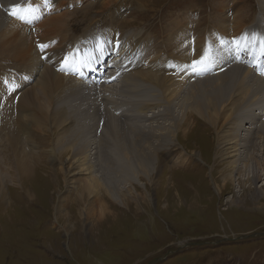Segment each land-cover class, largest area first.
Instances as JSON below:
<instances>
[{
    "label": "rangeland",
    "instance_id": "374dc122",
    "mask_svg": "<svg viewBox=\"0 0 264 264\" xmlns=\"http://www.w3.org/2000/svg\"><path fill=\"white\" fill-rule=\"evenodd\" d=\"M18 1L0 0V15L4 16V20H2L3 25L5 24L4 29L8 22L13 21L7 18L8 6ZM21 1L23 3L24 0ZM102 1L65 0L66 5L63 6V9H58L59 11L56 13L55 9L51 11L55 17L69 12L67 17L62 16L64 20L60 25H57L56 20L51 22L52 19L48 18L50 12L45 14L39 10L38 16L33 22V28L37 29L36 35L31 34L28 26H25L24 30L28 36H34L35 39V37L43 38L47 34L46 30L52 29L51 38H53L54 44L48 50L50 51L48 56L52 59L48 60V56H45V62L41 60V64L49 66L50 62L54 63V60L60 55V47L65 42L73 40L76 47L80 46L91 33L97 34L96 40L92 42V45L95 46L98 39L102 43H107L108 32L118 36L123 35L128 39L131 37V40L135 37L129 36L132 35L130 33L139 32L137 35L139 48L129 53L130 60L125 57L123 63L120 61L117 65L112 64L113 60L111 59L114 57V53L111 50L107 57L109 60L107 66L111 72L119 74L114 77L113 82L105 86L97 84L99 89H94L92 86L93 90L87 92L85 90L87 87H80L81 84L74 83L70 87L71 90H65V92H72L71 95L65 94L63 97L57 95L51 102L53 107L45 111H38L37 114L36 110L32 109L35 107L33 102L32 106H27L28 110H22L25 117L18 128L15 125L12 127V124L8 123L4 117H8V114L10 115L16 110L19 111L18 96H27L25 95L27 91H35L40 87V84H43L40 82V77L43 74H40L39 71L43 70L44 66L41 65L39 71L34 74L27 75L26 71L20 72V69H13L15 65L24 69L25 65L20 59V63L15 59H10L14 57L12 52L9 57H5L7 53L2 55L0 52V78L7 75L12 80L15 79L10 85L12 87L8 88L9 94L12 95V102H4L5 104L10 103L5 105L7 108L12 104L11 112L9 110V113L0 114L2 122H0V174L2 171L3 174L6 173L7 166L12 170L13 168L17 169L16 164L8 162L5 158L9 142L17 143L18 146L15 145V147L24 152L30 161V165H28L30 179L29 175L22 176L16 170L17 180L10 182V179L5 178V186H0V264H264V93L260 95L261 101H263L262 106L256 108L254 107L256 104H251L254 97L250 92L244 90L239 84H231L227 80L216 101V110L213 112L215 115L218 117L224 114L232 117L241 115L238 118L241 123L238 122L237 126L238 131L241 130L240 135L245 137L250 133L253 136L251 145L254 146L252 150L256 156L252 161L247 159L239 161L237 165L240 167L238 169L240 171L232 167L226 169L227 162L225 161L227 160H220L218 145L221 141L217 136L219 131H217V127L221 128L220 121L216 124L214 131L206 123L203 124L199 118L194 117L189 122L190 126L185 129L187 126L182 125L174 141L170 142L169 139L163 137L164 130H159L156 124L149 125V122L154 119L151 115L162 108L145 111L146 113H143L142 116L146 117V120L144 119L143 123H140V126L144 125V128L137 131L148 133V127L153 128L156 135L163 139L151 140V147L165 146L156 154L149 148L155 161L151 165L150 171H147V176L135 171L137 170L134 165L135 161L126 162V173H122L118 166L117 172H111L107 168L105 170L104 163L105 159L107 160L105 153L107 151L106 145L103 146L109 142V138H107L108 140L105 138L106 133H110L103 121L107 109L109 108V111L111 109V112L117 107L129 112L135 108L138 109L136 106L131 108L128 106L136 103L132 94L118 91L116 86L122 85L120 80H128L130 74L139 69L138 66L150 69L151 60L148 59L146 62L147 58L153 60L157 57L162 64L167 59L176 61V65H179L184 59L189 60L190 58L191 60L188 62H192L195 61L196 56L198 58L204 55L200 52V48L195 46L197 41L204 38L212 41L213 39L208 35L211 29L224 33V26L221 27L223 24L219 21L221 15L219 13L216 15L218 5L224 9L222 14L227 18L225 25L229 26V22L236 15L240 17V28L242 27L241 30L244 33L240 38L241 48L239 47V50L234 52L224 43H221V46L224 47L223 50L210 46L209 49L217 65L206 60L208 64L205 71H191L183 84L184 88L188 87L187 91L199 90V88H203L205 82L210 81L220 85L222 81L208 78H213L216 74H222L227 69L235 67L253 71L250 84H259L258 79L264 80V56L260 55V41L264 40V27L259 28L258 23L262 19L261 4L264 6V0H126L124 6L117 10L115 8L118 3L115 0H110L106 7H103ZM139 2L140 4L145 3L146 9L144 8L143 13L137 9ZM35 9L37 10V8ZM180 21L186 25L187 29L176 30L177 25L180 26ZM3 28L0 29V32H4ZM250 28L256 30H254V34L252 33L255 35L252 45L247 42V39L252 36ZM232 32L234 33V31ZM225 35H227L225 39L231 38V34ZM199 36H202L201 39ZM7 38L8 36H5L0 40V46L1 43L8 40ZM47 42L48 40L43 41V43ZM237 45H239V40ZM143 49L151 50L153 53L146 52L147 57L142 59ZM246 52H253L254 55L247 58ZM187 54L194 56L187 59L185 57ZM235 54L236 56H234ZM94 57L98 56L94 54ZM133 59L134 61H132ZM164 68V66H160L156 69L161 71ZM171 72L174 73L175 70L171 69ZM104 78L103 74L99 81L101 82ZM196 82L197 87H191ZM86 86L91 87L90 85ZM206 86L211 87L210 84H206ZM138 88L141 89V87ZM107 89L108 92H104ZM145 90H149V88ZM143 92L146 91L142 89L140 93L143 94ZM73 94L75 95L72 96ZM73 97L78 104L80 101L83 104L81 110H86L87 101H90L88 105L103 112V115L99 112V115L103 117L97 124H94L97 126L95 132L93 133L94 128L90 129L91 137L89 138L90 143H88L92 144L89 147L92 146L91 149L95 152L92 157L90 155L88 158L90 163L95 166L96 171L103 177L111 196L104 190L98 192L99 203H104L107 212L100 218L96 216L92 220L87 219L83 212L86 210V204L92 202L95 206V199L85 196L84 203L80 204V212L74 210L76 206L74 204L79 203L78 195L80 194L78 192L82 191L80 189L82 182L77 181L76 177L73 181L76 172H71L67 176L64 175L68 180V183H65L63 175L53 172V168H57L58 164L53 163L52 159L48 157L51 150L55 161H58L56 155L58 151L55 146L57 147L58 139L67 134H69V138H72L71 140L77 139L78 144L83 143L84 130L79 126L78 128L77 124L89 121V117H83L76 123L74 122L68 132H63L61 124L52 118L55 113H58L57 111L61 107L59 104L66 103ZM61 99H63L61 103L55 104ZM198 99L204 100L203 95ZM176 102H181V105L176 106L180 114H195L191 103L186 100L181 91L177 94ZM224 106L227 108L226 111H223ZM249 106L252 109L249 110ZM118 111L120 112L121 109ZM65 113L71 119L82 115H78L76 112L71 113L68 109L65 110ZM115 114V117H119V113ZM36 117L39 120L38 125L31 123ZM125 117L124 115L123 119L127 123L128 117ZM159 122L162 124L159 126L163 128H173L169 122L165 123L163 120ZM92 124L93 120L89 122L91 128ZM39 125L42 126L43 133L37 130ZM98 127L100 128L98 129ZM74 132L76 133L74 134ZM260 133L262 136L259 135ZM101 137L102 144L99 141ZM130 139L126 138V146ZM109 144L112 149L111 144L113 143ZM126 146L122 148L123 153H126ZM166 147L170 149L166 150ZM41 150L47 152V157L44 160L40 161V157L43 156H40V153L36 155L37 162L29 156L33 151L40 152ZM23 156L21 152H16L15 157L13 156L14 162L21 160ZM183 157H186L188 161L182 162ZM68 160L69 155L67 154L60 158L62 164H66ZM253 164L256 167H252ZM40 165L42 166L39 167ZM66 167L68 168V165ZM99 167H104V170ZM119 195L123 199L122 203L118 198ZM96 218L98 219L96 220Z\"/></svg>",
    "mask_w": 264,
    "mask_h": 264
},
{
    "label": "bare ground",
    "instance_id": "6f19581e",
    "mask_svg": "<svg viewBox=\"0 0 264 264\" xmlns=\"http://www.w3.org/2000/svg\"><path fill=\"white\" fill-rule=\"evenodd\" d=\"M1 1H3V0H1ZM37 1L40 3V5H39V7H36L37 10L35 11L34 17H32L30 19V22L24 23V25H21L15 21H12L10 23L8 22V25L4 29L3 27L5 24L3 25V22H2V20H4V16L0 15V29H2V28L4 29V32H0V40L3 37L8 36V38H7L8 40L4 43H1L2 45L0 46V52H2V55L7 53L5 57H9L10 53L12 52L14 54V57L10 58V59H15V61L17 60L19 63H20V61H19V59H20L23 62L22 64L25 65L24 69H22V67H20L19 65H15L13 67V69H15V68H17L15 70L20 69L21 70L20 72L26 71V72H28L27 75H30V74H34V72H36V71H39V68L41 65H43L45 67V68L43 67V70L41 69V71H39L40 74H43L40 77V82L43 84H40V87L35 91L34 90L33 91L30 90L31 92L27 91V93L25 94L27 96H22V95L18 96L19 101L17 103H18L19 111L18 110L14 111L15 112L14 116H13V113H14L13 112L10 115L8 114L7 115L8 117H4L8 121V123L12 124V127L15 125V126H17V128H18V125L20 124V122L23 121V119L25 117L24 112L22 113V110L23 109H25V111L28 110L29 108L27 106H29V107L32 106L33 102L35 104V107H33L32 109L36 110V114H37V113H39L38 111H41V110L45 111V110H48V108L53 107L51 105V102H52V100H54V98L57 95H58V97H60V96L63 97V96H65V94L71 95L72 92H65V90H71L70 87L74 83L76 85L81 84V86L83 84L90 85L91 87L94 86V89L98 88L99 86L97 84L101 83L99 80L101 79L102 75L104 74V73L98 74V73H100L98 70L100 68H103V67L105 68V64L109 62V60H107V56H105V55L104 56L106 59H100L99 58L100 60H98V57H94V55H92L90 59L83 57L82 62L84 64V68L80 67L76 57L73 55V52L75 50V48H73V47H76V43L73 40H69L68 42H65L60 47V49H59L60 55L57 59L54 60V63L50 62L49 66H46V64L45 65L41 64L42 62L39 59L40 56H39V54L35 48L34 42H35V40H37L38 42H42V43L45 40H48V42L54 41L53 38H51L52 29L48 28L46 30L47 34L44 35L43 38L35 37V39H34L33 38L34 36H28L25 33V30H24L25 26H28V28L34 27L33 22H34L35 18L38 16L37 13H39V10H42L45 14L50 12V15L48 18L52 19L51 20L52 23L56 20L57 25H60L62 23V21L64 20V18L62 16L67 17V14H69V12H66L64 14L62 13L60 16H57V17H55L54 14L51 13L52 9H55V13L59 11L58 9H63V6L66 5L65 0H48L47 4L44 2V0H37ZM109 1L110 0H103L101 2L103 7H106V5L109 3ZM115 1L118 3L117 7L115 8L116 10L121 6L123 7L125 2H126V0H115ZM144 1H149V0H144ZM69 2H72V1H69ZM60 5H61V7H60ZM144 5H145L144 2H143V4L142 3L140 4V2H139V5L137 6V9L142 11L141 13L144 12V8H145ZM261 6H262L261 10H262L263 14L261 13L262 19H260L258 21L259 28L264 27V6L262 4H261ZM47 7L48 8L50 7L49 11L47 10ZM120 10H121V8H120ZM222 10H224V9H222V7L220 5H218L216 15H218V13L221 15L219 21H221L223 24V25H221V27L224 26V30H223L224 33L221 31H220L221 33H219L218 30H214V29L212 31V29H211V32H208V35H210L211 39H213L212 41L205 40L206 38L201 39L202 36L201 37L199 36L201 40L197 41V43L195 44L196 47L200 48V52L202 54L207 53L208 58L205 57V58H207V59H205V61L210 60V62L214 63V65H217V63L213 59L212 52L210 51L209 47L210 46L216 47L218 49L223 50L224 47L221 46V43H224L225 45L227 44L231 49H233L234 52H237L239 50V47H240L241 35L244 34L243 30H241L242 27L240 28V25H241L240 17H238V15H236L235 18L231 22H229V26L225 25L227 23V18L224 14H222ZM225 11H223V12H225ZM46 21H48V20H46ZM5 23H7V21H5ZM185 23H186V21H185ZM258 23H257V25H258ZM51 24H49V25H51ZM43 25H45V24L43 23ZM230 25H232L231 26L232 28L230 27ZM185 26L186 25L183 22L181 23V21H180V26L177 25L176 30L178 31L180 29H184V28H186ZM47 27H49V26H47ZM231 29H232V31H234V33L231 31ZM250 29H251L250 34L251 35H252V33L254 34L255 28H250ZM220 30H222V29H220ZM29 31H30V29H29ZM228 33L231 34L230 35L231 38L225 39V37L227 38V35H225V34H228ZM130 34H132V35H129V36H133L135 38L131 40V37L128 39V37H124L123 35L118 36L114 33L108 32V40H109V43L111 44V46L113 47V53H114V57L111 59V60H113V62H112L113 65H115V64L117 65V63H119L121 61V59L119 61H118V59L121 58L122 52L126 53V54L123 53L124 55L129 56V53L131 51L133 52V50H136L139 48L137 46V43H139V40L137 38V35L139 34V32L138 33H130ZM217 34L220 36H218ZM58 35H60V34H58ZM252 36H255V35H252ZM148 39H149V37H148ZM208 39H210V38H208ZM250 39H252L251 41H253V37L252 38L250 37ZM238 40H239V47H237ZM122 41H124V42H122ZM127 41H129V42H127ZM143 41H145V40H143ZM258 41H259V39H258ZM120 43H121V45H120ZM82 44H83V42H82ZM82 44H80V45H82ZM118 46H120L119 50H118ZM148 51L150 53H153V51H151V50H148ZM186 51H187V49H186ZM156 52H158V51H156ZM49 53H50V51H47L45 56H48ZM218 54H219V52H218ZM230 54H231V52H230ZM156 55H157V53H156ZM190 56H194V55H190ZM190 56H188V54L185 55V57H187V59ZM202 56H204V55H202ZM234 56H236V54ZM201 57L197 58V56H196L195 57L196 59L195 58H193V59H195V61H199L201 59ZM222 57H224L223 54H222ZM132 58H133V56H132ZM51 59L52 58L48 56V60H51ZM148 59L151 60V62H150L151 68L150 69L149 68L147 69L146 67H144V68L138 67L139 69L134 70L133 73L130 74V78L128 80H120L122 85L116 86V87H118V91L121 90L124 94L130 93L133 95V97H135L134 100L136 101V103L129 104L128 106H129V108H131L132 106H136V107H138V109L135 108L133 111L129 112V111L123 110L122 108L116 106L117 108H115V110L113 112H111V109L109 111V108H108L106 116L103 117V116L99 115L100 111H98V109H95L94 106L88 105L90 101H87L88 104H87L86 110L80 109L83 106V104L80 103L81 101L78 104V102H76L74 100V97H73V99L69 100L66 103H64V102L61 103V101L63 99L58 100L55 103V104L61 103V104H59L61 107L59 108L60 112L57 111L58 113H55V115L52 114V115H54L52 118H53V120L57 121L58 124H61V130L63 132H68L70 130V127H72V125H74V122L76 123L78 120L82 119L83 117H86V118L89 117L90 118L89 121H84L80 124H77V127L79 126L80 128H82L84 130V132H83L84 133V136H83L84 140H83L82 144H78L76 141L77 139L71 140L72 138H69V134H67L65 137H62L63 139L59 138L57 147L55 146V149H57V151H58V154H56L58 157L57 158L58 161L57 162L55 161L56 159L53 157L51 150H50V155L48 156L52 159L53 163L55 162L58 164L57 168H53V172L55 174L60 173L63 176L64 175L67 176L71 172H76V173H74L73 181L75 180V177H76L77 181L82 182V187L80 188L82 191L78 192L80 194V195H78L80 197V199L78 200L79 203L74 204V205H76L74 210L79 211L80 204L84 203V197L85 196L95 199L94 200L95 206H93L94 204L92 202L90 204H86V210H84L83 215L85 217H87V219L92 220V219H95L96 216L100 218L101 216L105 215L107 212V208L104 205V203H102V202H101V204L99 203L98 192H100L101 190H104V192L106 194H108L109 193L108 192V186L104 183L103 177L100 175V173H98L96 171L95 166H93L92 163H90V160L88 158V157H90V155L92 157V155L95 152V151L93 152V149H91L92 146L89 147L90 145H92V144H89L90 143L89 138L91 137L90 136V134H91L90 129L94 128V131H93V133H94L96 130V127H97V126H94V124H97L100 121V118H102V117L104 118L103 121H105L104 125L106 124L105 125L106 129H108L110 132L109 134L106 133V136L104 135L106 139L109 138V140L107 139L109 142H106L103 145V146L106 145V151H107L105 153V157H107V160L104 158L105 163L104 162L103 163L105 164V170L107 168V170H109L111 172L112 171L117 172V170H118L117 166H118L121 168L122 173H126V171H127L126 162H130V161L134 162L135 161L134 165H135V168H137V170H135V171L137 173L140 172L143 176H147V171H150V167L153 164V162L155 161V159L152 158L153 156H151L153 154H150L151 152H149V150H150L149 148H151V150L154 151V154H156L157 151H160V149L163 150L162 147H165V146L162 145V146L151 147V145H152L150 143L151 140L154 141V139L162 138V137L156 135L155 130L153 128L148 127V133H144L142 131L137 132V131L144 128L143 127L144 125L140 126V123H143L144 119L146 120V117L142 116L146 113L145 111L148 112V111H152L153 109H157V108H162V109L158 110V112H154L151 115V117H154V119H152V121L149 122L150 123L149 125L156 124V126H158L157 128L159 130H164L165 134L163 137L166 139H169L170 142L174 141V138H176V135L178 134V130L180 131V127L182 125H184V127L187 126L185 128V129H187L190 126V124H189L190 120H192L194 117H196V118H199L203 122V124L206 123V125L213 128L214 131H215L216 124H218L219 121L221 122V125H220L221 128L219 129V126L217 127L218 128L217 131L219 130L217 132L218 140L221 141V143L218 145V149H219L220 160H227V161H225V162H227L226 163L227 167H225L226 169L228 167H232V168H236V170H238L240 168L237 165V163H239V161L245 160V159L252 161L253 157L256 156L254 153V150H252L254 146L251 145V141H252L253 136H251V134L248 133L247 134L248 136L243 137L244 135L243 136L240 135L241 130L238 131V128H237V126L239 124L238 122L241 123V121H239L238 118L241 115H236V116L232 117V116H226L224 114V115L218 117V115H215L213 112H215V110H216V101H217V99L221 93L223 85L225 84V82L227 80H229V82L231 84H233V83L239 84L244 90H246L247 92H250L254 97L251 100V104L252 105L256 104L254 106L256 108L258 106L260 107V105L263 103V101H261L260 95L262 93H264V80L258 79L259 84H250L251 80H252L251 74L253 71L251 72V70H249V69L243 70V68H241V67H235V68H232L230 70L227 69V71H225L222 74H216V76L213 78H208V79H217V80L222 81L220 85H217L214 81H210V82H205L202 89H200V88H199V90L198 89H195V90L191 89V91L190 90L187 91L186 89L188 87L185 89L183 84L186 81V79L188 78V75L191 73V71L204 72L205 71L204 63L195 66V68L197 70L203 69L202 71H197V70H194V66H193L194 60L192 62H188L189 60H191L190 58H189V60L184 59L179 65H176V64L174 65L173 63H171L167 59L162 64L161 60L157 59V57H156V59H153V60L151 58H147L146 62L148 61ZM132 61H134V59ZM121 63H123V61H121ZM144 65H145V63H144ZM160 66L161 67L164 66L165 67L164 70L160 71V70L156 69ZM171 69L175 70V72L174 73L171 72ZM92 75H93V77H91ZM75 76H77V77H75ZM111 76L112 75H105V78H106L105 79L106 80L105 85L113 82V81H110L107 79L108 77H111ZM3 77L4 78H0L1 79V81H0V114L1 115L5 114V112L9 113V110L11 112L12 104H11V106H8V108H7L5 105H9L10 103H8V104H5V103H7L8 101H11L12 95H10L11 93L9 94L8 88L12 84V82L15 81V79L12 80L7 75H5ZM206 84H210L211 87L206 86ZM14 85H15V83H14ZM196 85H197V82L193 83L191 85V87H194ZM10 87H12V86H10ZM107 87H109V86H107ZM138 87H141V89H139ZM147 88H149L150 91L145 90ZM108 89L105 90L104 92H108ZM142 89L144 91H146L145 93L143 92V94L140 93ZM151 89H152V91H151ZM180 91L186 97V100L191 103V107L193 108V112L195 113L194 115H184V114H180V112L178 111V108L176 106L181 105V102H176V99H177V94ZM77 92H79V91H77ZM74 95L75 94H73L72 96H74ZM88 95H90V94H88ZM201 95H203L204 100L198 99L199 96H201ZM84 98H87V97H84ZM92 105H94V104H92ZM248 108H249V110L252 109V107H250V106ZM67 109L71 113L76 112V114H78V115L82 114V115L80 117L78 116V118L71 119L70 116H67V113H65V110H67ZM118 109H121V111L119 112ZM226 110H227V108L224 106L223 111H226ZM115 111L117 113H119V117H117V116L115 117V115H116ZM100 113H102V115H103L102 111ZM178 113H179V115H178ZM219 113H221V112H219ZM250 114H252V113L250 112ZM11 115H12V118H11ZM124 115L126 117H128L127 123H125L126 120L123 119ZM75 117H76V115H75ZM86 118H84V119H86ZM251 119H253V118H251ZM92 120H93V124H92V128H91V126H89V122H91ZM160 120L165 121V123L169 122L170 125H173V128L172 129L170 127L163 128L162 126H159V125H162V124H159ZM38 121H39L38 117H36L31 121V123L36 125ZM225 124H227V125H225ZM261 127H263V126H261ZM41 128H42V126L39 125L37 127V130L38 131L40 130V132L43 133L41 131ZM99 128L100 127H98V129ZM150 130L153 132L150 133L149 132ZM75 133L76 132H74V134ZM103 133L105 134V132H103ZM259 135L262 136V133H260ZM259 135H258V137H260ZM102 137H101V139H99V141L100 140L103 141ZM79 138H80V135H79ZM126 138H131L130 141L128 142L127 146H126ZM32 140H33V137H32ZM7 141L9 142V140H7ZM79 142H81V140ZM110 142L113 143V144H111L112 149L110 148V144H109ZM100 143L102 144L101 141H100ZM159 143H160V141H159ZM15 145H17V143L13 144L12 142H9V144L7 146L9 149H8L7 155H5L6 156L5 158H7L8 162H10L12 164H16L17 169L13 168V170H12L10 167L7 166L6 173L4 172V174H3V171H2L0 174V186H5V183H6L5 178L10 179V182H11V180H12V182L16 181L17 180L16 173H15L16 170L22 176L30 174L29 173V166H28V165H30V161L25 156V153L22 151H19L15 147ZM13 146H14V148H13ZM125 146H126V153H123L122 148ZM100 147H101V145H100ZM168 147H166V150L170 149ZM95 148L97 149L96 146H95ZM241 149H243V150L241 151ZM245 151H246V153H245ZM16 152H21L24 156L21 160L14 162L13 156L15 157ZM100 153H98V154H100ZM38 154L40 156L43 155L42 157H40V161H41V159L44 160L47 157L46 156L47 152H45L44 150H41L40 152L39 151L38 152L33 151L29 156H31L32 159L34 161H36V155H38ZM66 154L69 155V160L67 161L66 164H62L60 161V158H62V156L66 155ZM98 157H96V158H98ZM187 161L188 160L186 157L182 158V162H187ZM93 164H94V162H93ZM66 165H68V168L66 167ZM41 166L42 165H40L39 167H41ZM252 167H256V165L253 164ZM99 168H102V167H99ZM101 170H99V171H101ZM238 171H240V170H238ZM136 172H135V174H136ZM253 172L256 175V172L254 170H253ZM127 176H128V174H127ZM38 178H40V177H38ZM122 178H119V179L122 180ZM124 178H126V177H124ZM29 179H30V175H29ZM64 182L68 183L67 177L64 178ZM76 186H77V184H76ZM216 188L218 190L217 186H216ZM219 189L221 192L220 186H219ZM117 191L119 192V190H117ZM28 192H29V190H28ZM109 195H110V193H109ZM113 196H114V194H113ZM118 198H120V195L118 196ZM120 200L122 203L123 199L120 198ZM86 203H88V202H86ZM87 205H90V206H87ZM97 219L98 218H96V220Z\"/></svg>",
    "mask_w": 264,
    "mask_h": 264
},
{
    "label": "snow or ice",
    "instance_id": "6c2138e0",
    "mask_svg": "<svg viewBox=\"0 0 264 264\" xmlns=\"http://www.w3.org/2000/svg\"><path fill=\"white\" fill-rule=\"evenodd\" d=\"M44 2L47 4L48 0H44ZM36 9L32 6L31 3H29L26 7H20V6H14L12 11L10 12V15H12L15 19L20 20L22 23H28L30 22V19L34 17ZM46 47V46H41ZM239 47V45H237ZM260 55L264 56V40L260 41ZM207 56V53L204 54V56L201 57L199 61H194L193 66L194 70H197L195 68L196 65L203 64L205 62V57ZM203 69H199L197 71H202Z\"/></svg>",
    "mask_w": 264,
    "mask_h": 264
},
{
    "label": "clouds",
    "instance_id": "9594fccd",
    "mask_svg": "<svg viewBox=\"0 0 264 264\" xmlns=\"http://www.w3.org/2000/svg\"><path fill=\"white\" fill-rule=\"evenodd\" d=\"M36 41V43H41V42H38L37 40H35ZM35 43V42H34ZM40 45H37V44H35V48H36V50H37V52H38V50H39V47ZM146 52H148V50L146 51ZM39 59H40V57H39ZM171 63H173V64H176V61H170Z\"/></svg>",
    "mask_w": 264,
    "mask_h": 264
}]
</instances>
